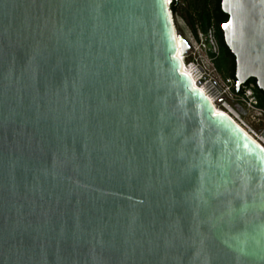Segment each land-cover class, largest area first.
<instances>
[{"label": "water", "instance_id": "water-1", "mask_svg": "<svg viewBox=\"0 0 264 264\" xmlns=\"http://www.w3.org/2000/svg\"><path fill=\"white\" fill-rule=\"evenodd\" d=\"M221 8L264 93V0ZM178 47L167 0H0V264H264V148Z\"/></svg>", "mask_w": 264, "mask_h": 264}, {"label": "built area", "instance_id": "built-area-1", "mask_svg": "<svg viewBox=\"0 0 264 264\" xmlns=\"http://www.w3.org/2000/svg\"><path fill=\"white\" fill-rule=\"evenodd\" d=\"M168 7L171 9L172 1ZM179 14H173L171 17L174 23L176 38L179 35L181 42L186 41L188 50L183 53L181 42L178 41L180 51V61L182 70L192 80L194 86L199 89L211 102L215 111L219 110L229 116L241 129L250 137L257 141L264 148V138L258 136L253 129L241 118V116L232 108L230 102L239 101L247 109L255 112L258 116L264 117V109L260 107L256 96L255 85L247 83L238 94L234 80L225 77L218 69L217 62L221 56V49L217 38V32L214 25L202 29L200 23H196L191 28L182 16L181 23L187 29V35L178 32L176 19ZM217 112V111H216Z\"/></svg>", "mask_w": 264, "mask_h": 264}, {"label": "trees", "instance_id": "trees-1", "mask_svg": "<svg viewBox=\"0 0 264 264\" xmlns=\"http://www.w3.org/2000/svg\"><path fill=\"white\" fill-rule=\"evenodd\" d=\"M221 4L222 0H184L181 10L179 0H173L171 11L176 15L181 12L184 20L191 28H194L196 23H200L202 29L214 25L222 53V57L217 62V67L225 77L234 80L236 85L235 58L225 44L222 31V26L228 22L229 17L222 12ZM228 64L230 65L229 68L226 67ZM248 83L255 85L259 105L264 109V93L258 89L256 80L252 79Z\"/></svg>", "mask_w": 264, "mask_h": 264}, {"label": "rangeland", "instance_id": "rangeland-1", "mask_svg": "<svg viewBox=\"0 0 264 264\" xmlns=\"http://www.w3.org/2000/svg\"><path fill=\"white\" fill-rule=\"evenodd\" d=\"M181 4V10L184 5V0H179ZM182 16V13H179ZM178 16L176 19V27L179 33L183 34L184 36L187 35V29L181 23V17ZM183 17V16H182ZM232 108L241 116V118L253 129V131L260 137L264 138V117L258 116L255 112L247 109V107L239 102V101H232L230 102Z\"/></svg>", "mask_w": 264, "mask_h": 264}, {"label": "bare ground", "instance_id": "bare-ground-1", "mask_svg": "<svg viewBox=\"0 0 264 264\" xmlns=\"http://www.w3.org/2000/svg\"><path fill=\"white\" fill-rule=\"evenodd\" d=\"M177 40L181 42L179 35L177 36ZM180 53H181V52L178 51V55H179V56H180ZM216 111H217L218 113H220L218 109H216Z\"/></svg>", "mask_w": 264, "mask_h": 264}, {"label": "flooded vegetation", "instance_id": "flooded-vegetation-1", "mask_svg": "<svg viewBox=\"0 0 264 264\" xmlns=\"http://www.w3.org/2000/svg\"><path fill=\"white\" fill-rule=\"evenodd\" d=\"M221 57H222V53H221V56H220V58H221ZM226 64H227V63H226ZM226 67H228V68H229V67H230V65L228 64V65H226Z\"/></svg>", "mask_w": 264, "mask_h": 264}]
</instances>
